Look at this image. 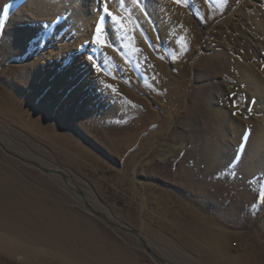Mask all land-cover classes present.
Wrapping results in <instances>:
<instances>
[{
  "label": "rangeland",
  "instance_id": "obj_1",
  "mask_svg": "<svg viewBox=\"0 0 264 264\" xmlns=\"http://www.w3.org/2000/svg\"><path fill=\"white\" fill-rule=\"evenodd\" d=\"M105 2L124 29L103 0H0V140L58 167L81 192L0 147V216L11 224L0 222V235L20 245L0 242V264H158L82 195L172 264H264V170L251 163L264 169V143L244 152L247 140L227 130L219 148L237 151L225 155L237 165L223 168L217 154L204 156L202 118L220 110L262 126L236 67L264 79V0ZM170 78L184 84L185 102L174 101ZM209 139L210 149L221 142ZM218 183L233 192L224 202L211 190Z\"/></svg>",
  "mask_w": 264,
  "mask_h": 264
},
{
  "label": "bare ground",
  "instance_id": "obj_2",
  "mask_svg": "<svg viewBox=\"0 0 264 264\" xmlns=\"http://www.w3.org/2000/svg\"><path fill=\"white\" fill-rule=\"evenodd\" d=\"M158 68H160V65H158ZM236 69H237V76H236V78H237L238 85H240V86H243V85L244 86H250L251 87V94H253L255 96V98L257 99L255 106H257V109L259 110L258 112L261 113L260 115H261V119L263 121V124H261L262 126H260V123H257L254 120L255 122H252V123H249V124L244 125V123H241V121L240 122H237V121L231 119V117H229L228 114H224L220 110H218V111H212V110H210L207 113L206 117L205 116H202V118L208 124V134L206 132V135H207L206 144L207 145L204 146L205 147L204 156L205 157H208L210 154L211 155L214 154V153L217 154V157L219 159V162L222 163V164H220V166L223 167V168L224 167H235L237 165L234 161L228 159L225 156L227 154H231L233 156H235V155L237 156V151H234L232 149L231 151L228 152V151H225V150H222V149L219 148V145H221V144H222V147L223 148H226L227 147V142H226L227 130H231L234 133L235 139H238L237 140L238 142H241L244 139L247 140V144H246V148H245V151L244 152H246L250 148V150L248 151V153H252L253 152V149L255 150L258 146L259 147H262V144L264 143V79H261L259 77L257 78V75H255L253 73L254 71H252L249 68V66H246L243 63H240L239 62L238 65H237V67H236ZM181 71H182V69H181ZM205 73H207V72H205ZM169 80H170V85H174L173 87L171 86L173 88V91H171V92H173L175 95H177L176 96L177 98H174L173 97V99H175L174 101L177 102V103H182L184 101V99H185V94L181 95L183 93L182 92V90H183L182 87L184 86V84H182V83L177 84L176 81L173 80L172 78H170ZM165 81H166L165 78L159 77V84L160 83L161 84L162 83L164 84ZM256 81H258V82L261 81V85H258V87H257L256 86L257 85ZM124 83L126 85H130V83L128 82V80L124 81ZM167 93H169V91ZM204 101H205V103L208 106L212 105V103H213V99L208 98V95H207V97L204 98ZM174 105H175V103H174ZM192 107H193L192 105H189V110L186 111L187 117H189V118H191V117H194L195 118V117H197L196 114H199L198 109L195 110V108H192ZM136 112H138V110ZM223 123H225V125H227V123H232V125L230 127L225 126V125L222 126ZM126 127L127 128L131 127V124L130 123L127 124ZM246 129H248V130H246ZM212 136H215L217 139H221V142L218 141V142H216L214 144V146H213V147H215L214 149H210L208 147V144L210 143V139L209 138L212 137ZM257 140H258L259 143L254 146V142L257 141ZM0 144H1L0 147L3 146L4 148L8 149L1 140H0ZM3 147H1V148L3 149ZM210 147L213 148L212 147V144L210 145ZM8 150L9 151L12 150L11 152L14 153V154H17L18 153L17 155L20 156L23 159H28L29 161H32L33 163H37L39 166H41L43 168L42 171H44L46 173L49 172L48 174H51V175H56V176H54L55 179H57L59 181V183L62 186H64V188L66 190H68V191L69 190H73L74 192H78L79 191L78 193H81L79 189H76L74 187L75 185H74L73 181L72 180H69L67 178L68 176H65V173L62 172L63 173L62 174L61 171H58L59 170L58 167H56V166H54L52 164H49L46 161H43L41 159L35 158L34 156H32V155H30L28 153H21L18 150L17 151L15 150L16 152H13L14 149H12V148H10ZM217 150H219L220 152H218ZM253 155H254V153H253ZM206 159H208V158H206ZM251 163H252L253 169L257 165V168H260L259 169L260 171L264 170L263 169V166L260 165V164L258 165L257 163H255L253 161V159H252V162ZM219 187H220V184L218 183V185L212 186L211 187V190H213L214 192L218 193L219 196H220V198H221V200H223V202H224V199L226 198L227 194L229 192H231V193H233V192L232 191H227L226 189H221L220 190ZM75 197H76V199L79 201V203L82 206L87 207L95 215H97L96 213H99L104 220L106 218V219H108L112 223H120V221H118V219H116L110 212H108V211H106V210L98 207L93 201H89L88 198L85 195H82L81 197H78V196H75ZM5 201L7 203H10L9 205L13 206L11 203H13L14 201H13V199L11 197H7ZM7 216L8 215H6V214L3 213L2 216H0V220H1L0 222L3 225V227H5L6 229H10L11 228V224L8 221ZM0 242L3 243L8 248L18 249V251L20 249L19 243L16 240H14L13 238H10V237L6 236V234L5 235H0ZM146 243H147V246L155 253V255L157 257H160L162 259H165L169 264H172V262L168 258H166L164 255H162L161 252H159V250L150 241L147 240ZM153 259L156 261V259L154 257H153ZM156 262L158 263V261H156Z\"/></svg>",
  "mask_w": 264,
  "mask_h": 264
},
{
  "label": "water",
  "instance_id": "obj_3",
  "mask_svg": "<svg viewBox=\"0 0 264 264\" xmlns=\"http://www.w3.org/2000/svg\"><path fill=\"white\" fill-rule=\"evenodd\" d=\"M0 145H1V144H0ZM1 147H3V146H1ZM3 150H4L8 155H10L11 157H14V158H16V159H19L20 161H22V162H24V163H27V164L33 165V166H35L36 168H38V169H40V170L43 169V168H42L41 166H39L37 163H33L32 161H29L28 159H23V158H21L20 156H18L17 154L12 153L11 151H9L8 149H6V148H4V147H3ZM47 173H49V172H47ZM61 173H62V172H61ZM62 174H63V173H62ZM96 214H97L98 217L102 218V216H101L99 213H96ZM102 219H103V218H102ZM103 220H104V219H103ZM105 222H107L109 225H111L112 227H114V228H116V229H119V230H121V231H123V232H125V233H128V234L132 235V236H135V237L137 238V240H139V242L141 243V245L146 249V251H147L152 257H154V258L156 259V261H158L159 264H169L165 259H162V258L157 257V256L155 255V253H154V252H153V251L147 246L146 241L140 236V234H139L137 231H135V230H133V229H131V228L125 226V225L119 224V223H112V222H110V221H109L108 219H106V218H105Z\"/></svg>",
  "mask_w": 264,
  "mask_h": 264
},
{
  "label": "snow or ice",
  "instance_id": "obj_4",
  "mask_svg": "<svg viewBox=\"0 0 264 264\" xmlns=\"http://www.w3.org/2000/svg\"><path fill=\"white\" fill-rule=\"evenodd\" d=\"M176 3L180 4L182 3V0H175ZM103 4H104V8H103V11L105 12V14H107L108 16H110L112 19L115 20V23L121 28V29H124L125 26H124V23L122 21V19L115 15L114 13H112L109 9V6L108 4L105 2V0H103ZM102 34H103V25L102 23L95 28V42L97 44H101L103 45L105 43V41L102 39Z\"/></svg>",
  "mask_w": 264,
  "mask_h": 264
}]
</instances>
